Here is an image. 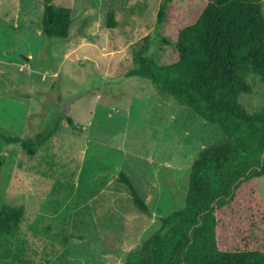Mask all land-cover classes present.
<instances>
[{
  "label": "rangeland",
  "instance_id": "obj_1",
  "mask_svg": "<svg viewBox=\"0 0 264 264\" xmlns=\"http://www.w3.org/2000/svg\"><path fill=\"white\" fill-rule=\"evenodd\" d=\"M44 1L0 0V134L34 137L61 121L33 157L0 138V204L23 205L19 233L28 241L23 262L14 264H124L161 216L184 205L193 160L224 135L149 80L125 74L128 47L151 31L160 0H51L71 8L66 40L41 32ZM207 1L171 6L190 23ZM261 9L264 16V0ZM167 28L174 40L175 29ZM175 59L172 49L164 56ZM247 81L252 90L239 101L253 112L264 88L251 74ZM119 171L150 216L117 182ZM258 184L264 199V174Z\"/></svg>",
  "mask_w": 264,
  "mask_h": 264
},
{
  "label": "trees",
  "instance_id": "obj_2",
  "mask_svg": "<svg viewBox=\"0 0 264 264\" xmlns=\"http://www.w3.org/2000/svg\"><path fill=\"white\" fill-rule=\"evenodd\" d=\"M160 0L149 33L130 44L127 76L149 80L157 92L171 96L198 117L216 125L222 141L202 148L193 160L184 205L159 218V227L124 258V264H264V199L258 179L264 174V103L248 112L239 101L250 93L247 75L264 88V16L262 0H208L195 19L185 23ZM71 8L45 0L41 32L66 40ZM108 28L116 24L110 9ZM175 29V38L163 30ZM176 59L164 61L169 50ZM72 131L79 125L70 116ZM61 121L34 137L3 136L33 157L48 145ZM4 158L0 155V168ZM132 203L150 216L132 179L119 171ZM24 217L21 204H0V264L23 262L28 241L19 233Z\"/></svg>",
  "mask_w": 264,
  "mask_h": 264
},
{
  "label": "water",
  "instance_id": "obj_3",
  "mask_svg": "<svg viewBox=\"0 0 264 264\" xmlns=\"http://www.w3.org/2000/svg\"><path fill=\"white\" fill-rule=\"evenodd\" d=\"M264 156V149H263V152H262V157Z\"/></svg>",
  "mask_w": 264,
  "mask_h": 264
}]
</instances>
